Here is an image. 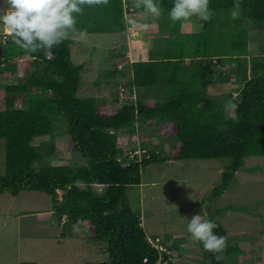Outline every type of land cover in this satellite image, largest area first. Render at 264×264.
<instances>
[{
	"label": "trees",
	"instance_id": "1",
	"mask_svg": "<svg viewBox=\"0 0 264 264\" xmlns=\"http://www.w3.org/2000/svg\"><path fill=\"white\" fill-rule=\"evenodd\" d=\"M123 1L84 5L83 14L76 16L77 29H86L89 34L124 33ZM158 2L163 9L158 29L165 36L155 40L156 49L147 60L131 63L132 76L127 82L130 92L136 90L156 99L152 105L139 97L133 105L104 115L94 98L77 96L83 67L71 61L72 40L68 38L51 49V58L44 51L30 54L32 70L24 79L5 87V109L0 111V140L4 143L0 194L39 192L56 200L57 193L62 192L61 201H55L53 207L57 214L66 217L62 228L72 230L77 222H88L93 230L91 240L104 245L107 259L85 264H155L161 256L166 264H171L166 255L150 245L140 216L126 198L127 187L141 184V171L146 166L169 160L160 144L157 150L148 149L139 161L119 160L118 134L129 131L137 120L173 124L176 130L170 147L179 145L175 157L178 161L224 163L219 184L209 200L224 194L236 172L243 168L245 158L264 157V59L247 58L248 30L243 26L264 24V0H241L242 11L237 20L230 18L234 0H210L212 19L205 22L194 17L191 24L202 27L190 33L185 32L181 22L170 21L168 11L173 0ZM220 14L226 17L224 20L231 19L236 30L227 28L229 24L218 25ZM26 55L11 35H6L0 43V76L15 72L11 58ZM232 64L235 80L241 85L239 100L233 99L238 105L234 119L225 111L227 95L219 99L208 95L212 81L209 72ZM228 80L217 75V81ZM19 98L26 102L17 109L14 104ZM56 134L69 138L72 151L81 156L85 166L33 168L30 144L36 138ZM77 179L86 186H75ZM95 184L106 187L102 196L92 192L90 186ZM227 209L249 211L244 206ZM215 213L221 215L223 210ZM214 216L209 215L217 225L214 232L227 236L228 246L222 261L207 252L200 263L230 264L240 249L230 244L226 230Z\"/></svg>",
	"mask_w": 264,
	"mask_h": 264
},
{
	"label": "rangeland",
	"instance_id": "2",
	"mask_svg": "<svg viewBox=\"0 0 264 264\" xmlns=\"http://www.w3.org/2000/svg\"><path fill=\"white\" fill-rule=\"evenodd\" d=\"M130 2L123 1L124 33H90L84 39L73 33L68 37L72 40L71 61L83 67L77 96L94 98L99 112L104 115L112 114L124 105H133L139 97L148 105L156 100L146 98L143 92H130L127 82L131 79L129 63L147 60L150 41L160 35L156 26L148 31L139 30L133 27V21L159 24L163 15L153 21L151 17L141 16L140 9L135 8L133 1ZM130 7L134 10L130 11ZM218 18V25L229 24L227 28L236 30L231 19L224 20L226 17L222 14ZM243 26L248 30V40H251L248 59L263 60L264 48L258 45V40L263 35L259 41L264 45V34L261 33L264 24L246 23ZM199 28L200 25L190 23L183 29L188 33ZM5 30L0 26V43L8 35V30ZM10 63L16 66V70L0 76V111L5 109V87L24 79L32 70L28 58L15 56ZM234 69L235 64H232L214 69L213 73L210 71L212 81L208 85V95L219 99L224 94L228 100H239L241 85L235 80ZM219 73L229 80L217 81ZM25 102L19 98L14 107L22 108ZM175 130L171 123L137 120L129 131L118 134L119 160L123 163L134 158L141 160L148 149L157 150L159 144L164 155L169 157L162 164L146 166L141 171V184L129 186L126 190L127 202L140 216L147 239L162 248L160 253L166 255L171 264H202L200 262L207 251L187 232L188 221L202 209L208 218L215 215L226 230L230 244L240 249L230 264H264V157L245 158L243 168L236 172L224 194L209 200L210 193L219 184L224 163L217 160H176L179 145L170 147ZM30 153L35 170L51 165L85 166L81 156L72 151L69 138L62 134L34 139ZM3 172L4 143L0 140V175ZM90 188L97 196H102L106 190V187L96 184ZM61 195L62 192H58L55 200L39 192L22 191L17 196L0 194V264H85L107 259L104 245L91 240L93 232L89 226L73 225L72 230L62 228L65 218L53 208L55 201H61ZM240 206L248 207L249 211L227 209ZM217 210H223V213L217 215ZM85 229L89 232L85 233ZM160 258L158 264H166L163 256Z\"/></svg>",
	"mask_w": 264,
	"mask_h": 264
},
{
	"label": "clouds",
	"instance_id": "3",
	"mask_svg": "<svg viewBox=\"0 0 264 264\" xmlns=\"http://www.w3.org/2000/svg\"><path fill=\"white\" fill-rule=\"evenodd\" d=\"M108 3L109 0H0V26L8 30L14 44L27 54L26 58H32L30 54L41 51L51 58V49L63 43L71 34L78 33L80 39L87 36L86 29L76 27V16L83 14L84 5ZM134 6L143 10L141 16L151 17L153 21L158 20L163 13L158 0H134ZM241 11V0H234L230 18L239 19ZM168 17L174 23H192L194 17L207 22L212 19L213 11L210 9V0H173ZM133 27L147 30L149 27H155V23L150 25L133 21ZM237 107L232 100L225 103V111L233 119ZM73 183L78 188L86 186L85 182L79 179ZM74 225L81 228L87 225L92 230L88 222L80 221ZM216 227V223L201 209L200 213L194 214L188 221L187 232L193 240L202 243L205 251L213 253L219 262L224 259L223 253L227 249L228 238L217 235L214 232ZM87 232L89 231L86 230L85 233Z\"/></svg>",
	"mask_w": 264,
	"mask_h": 264
},
{
	"label": "crops",
	"instance_id": "4",
	"mask_svg": "<svg viewBox=\"0 0 264 264\" xmlns=\"http://www.w3.org/2000/svg\"><path fill=\"white\" fill-rule=\"evenodd\" d=\"M132 1L134 2V0H131V2H132ZM131 2H130V3H131ZM129 10H130V11H133L134 9H133L132 7H130ZM153 23H155L156 31L159 32L157 22H153ZM153 23H149V24L151 25V24H153ZM186 24H190V23H186ZM186 24H183V28L185 27ZM192 25H193V24H192ZM149 29H155V28H154V27H149V28L147 29V31H148ZM6 30H7V29H6ZM6 30H5V31H6ZM261 30H262L261 33L264 34V29H261ZM261 30H260V31H261ZM197 31H200V28H199V30H197ZM192 32H193V31H192ZM188 33H190V32H188ZM6 34H9V32L6 33ZM77 34H78V33H77ZM87 34H89V33H87ZM162 34H163V33L160 32V35H159V36H155V37L150 41V42H151V43H150L151 49H150L149 52H151V51H153V50L156 49V48H154V47H155V46H154V42H155V40H156L157 38L162 37ZM261 38L263 39V35H261V36L259 37V40H260ZM262 39H261V40H262ZM259 40H258V42H259L258 45H260L261 48H264V45H263L262 41H259ZM250 41H251V40H248V39H247V42H248V43H247V44H248V55H247V58H248V56H249V45L251 44ZM252 43H253V44H254V43L256 44L257 42L252 41ZM148 50H149V49H148ZM139 61H143V60H139ZM185 61H186L187 63L189 62V60H185ZM131 63H132V62H131ZM131 63H129V64L131 65ZM118 72L120 73V71H118ZM114 74H115V73H113L112 75H114ZM130 76H132V74H131ZM146 98H147V97H146ZM156 101H157V100H155V102H156Z\"/></svg>",
	"mask_w": 264,
	"mask_h": 264
},
{
	"label": "built area",
	"instance_id": "5",
	"mask_svg": "<svg viewBox=\"0 0 264 264\" xmlns=\"http://www.w3.org/2000/svg\"><path fill=\"white\" fill-rule=\"evenodd\" d=\"M64 218L66 219V217L64 216ZM65 219H64V221H65ZM78 223H80V221L78 222ZM83 225H84V223H83ZM149 240V239H148ZM158 242V240L157 239H155V243H157ZM149 243H150V245L156 250V251H158L159 253H160V251H162V248L161 247H158V246H156L154 243H152L150 240H149ZM161 254V253H160ZM161 260H158V262H156L155 264H158L159 262H160ZM167 260H165V262H166Z\"/></svg>",
	"mask_w": 264,
	"mask_h": 264
}]
</instances>
